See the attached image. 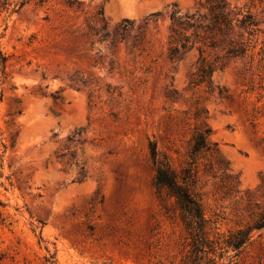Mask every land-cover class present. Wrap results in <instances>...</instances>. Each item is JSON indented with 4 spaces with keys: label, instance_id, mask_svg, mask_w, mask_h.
I'll list each match as a JSON object with an SVG mask.
<instances>
[{
    "label": "rangeland",
    "instance_id": "obj_1",
    "mask_svg": "<svg viewBox=\"0 0 264 264\" xmlns=\"http://www.w3.org/2000/svg\"><path fill=\"white\" fill-rule=\"evenodd\" d=\"M42 1L0 11V264H192L149 146L179 174L207 128L191 191L213 243L193 264H264V228L222 244L264 213V0H226L258 24L255 60L210 84L196 52L166 54L171 15L206 0Z\"/></svg>",
    "mask_w": 264,
    "mask_h": 264
},
{
    "label": "trees",
    "instance_id": "obj_2",
    "mask_svg": "<svg viewBox=\"0 0 264 264\" xmlns=\"http://www.w3.org/2000/svg\"><path fill=\"white\" fill-rule=\"evenodd\" d=\"M30 0H0V11L17 13ZM42 0L38 4L42 5ZM205 12L202 15H185L182 17L171 15V26L167 40V59L172 62L182 61L191 52H196L195 84L211 82L212 74L222 70L230 61L248 59L252 65L255 60V37L258 24L248 11L231 6L226 0H206L203 4ZM130 22L124 21L113 37L122 36L129 28ZM260 59L263 55L259 52ZM1 66L4 68L6 58L1 56ZM210 129L197 130L189 145V161L178 174L165 158L160 159L156 148L150 144V154L155 168L153 185L159 192H165L172 198L178 212L179 219L189 238L190 262L199 259L198 254L212 250L209 239L208 222L205 220L200 204L191 191L194 184L193 164L198 154L209 151L207 137ZM264 228V213L259 214L251 225L231 232L222 244L235 252L249 242L251 232Z\"/></svg>",
    "mask_w": 264,
    "mask_h": 264
}]
</instances>
